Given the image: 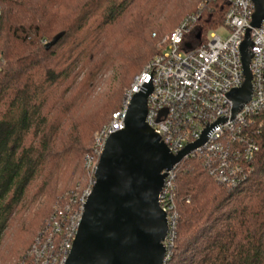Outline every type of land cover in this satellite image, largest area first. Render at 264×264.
Returning a JSON list of instances; mask_svg holds the SVG:
<instances>
[{"label":"trees","instance_id":"obj_1","mask_svg":"<svg viewBox=\"0 0 264 264\" xmlns=\"http://www.w3.org/2000/svg\"><path fill=\"white\" fill-rule=\"evenodd\" d=\"M199 9L186 39L193 48L222 24L226 2L0 0V248L9 251L0 264H17L65 195L89 186L74 184L94 133L161 53L164 35ZM258 120L259 150L236 186L197 158L174 168L178 220L164 264H264V115Z\"/></svg>","mask_w":264,"mask_h":264},{"label":"built area","instance_id":"obj_2","mask_svg":"<svg viewBox=\"0 0 264 264\" xmlns=\"http://www.w3.org/2000/svg\"><path fill=\"white\" fill-rule=\"evenodd\" d=\"M223 1L228 9L222 24L208 34L203 47L188 48L190 44L186 42L195 32L201 9L182 20L159 42L161 53L135 77L120 109L94 136L92 153L85 157L84 165L93 177L89 186L83 191L76 187L65 195L64 203L53 209L47 225L37 233L29 251L17 264L66 263L106 140L124 131L130 100L145 85L152 88L147 98L145 123L168 151L178 154L200 140L206 131L205 143L186 158L204 161L219 183L236 186L259 150L253 128L264 115V19L258 27L251 25L252 0ZM220 29L227 31L225 38L216 34ZM245 42L244 52L250 58L251 96L233 115L228 94L244 83L241 47ZM173 171L167 173L158 196L167 220L164 263L170 256L178 220L173 203Z\"/></svg>","mask_w":264,"mask_h":264},{"label":"water","instance_id":"obj_3","mask_svg":"<svg viewBox=\"0 0 264 264\" xmlns=\"http://www.w3.org/2000/svg\"><path fill=\"white\" fill-rule=\"evenodd\" d=\"M252 2L251 25L258 27L264 19V0ZM62 37L63 34L54 37L45 50ZM246 46L247 42L241 47L244 83L228 94L233 115L251 96ZM151 92V85H145L132 96L124 131L106 140L65 264H164L167 220L158 196L167 173L205 143L206 131L200 140L171 154L145 123Z\"/></svg>","mask_w":264,"mask_h":264},{"label":"rangeland","instance_id":"obj_4","mask_svg":"<svg viewBox=\"0 0 264 264\" xmlns=\"http://www.w3.org/2000/svg\"><path fill=\"white\" fill-rule=\"evenodd\" d=\"M216 34L217 35H219L221 38H225L226 36H227V31L226 30H224V29H220V30H218L217 32H216ZM166 35H168V34H166ZM166 35H164V37L166 36ZM158 45H159V43L156 45V48L159 50V47H158ZM144 68V67H143ZM143 70V69H142ZM142 70H141V72H142ZM141 72L139 73V74H141ZM138 74V75H139ZM138 75H135L134 77H133V79H132V81H131V85H132V83H133V81H134V79H135V77H137ZM130 85V86H131ZM104 88H105V85L103 84L100 88H98L97 90H96V93H95V95L97 94H100L101 92H103L104 91ZM126 92V91H125ZM123 100V99H122ZM121 103H122V101H121ZM99 131V130H98ZM97 131V132H98ZM97 132H95L94 133V135H93V139H94V136H95V134L97 133ZM94 141V140H93ZM86 171V170H85ZM78 173V172H77ZM77 175V174H76ZM92 176L91 175H89V173L86 171L83 175H82V177L74 184V185H84V184H86V183H90V181L92 180ZM60 185V184H59ZM61 186V185H60ZM76 187H78L79 189L81 188V186H76ZM35 207V211H37V206H34ZM38 210H39V207H38ZM7 252H9L7 249H4V246L2 245L1 246V248H0V256L1 255H5V253L7 254ZM169 253H170V251H169ZM15 262H16V260H14L13 262H12V264H15Z\"/></svg>","mask_w":264,"mask_h":264},{"label":"flooded vegetation","instance_id":"obj_5","mask_svg":"<svg viewBox=\"0 0 264 264\" xmlns=\"http://www.w3.org/2000/svg\"><path fill=\"white\" fill-rule=\"evenodd\" d=\"M254 5V4H253Z\"/></svg>","mask_w":264,"mask_h":264}]
</instances>
